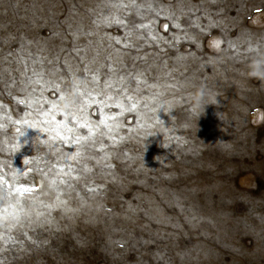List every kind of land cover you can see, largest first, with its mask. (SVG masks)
Returning <instances> with one entry per match:
<instances>
[{
  "label": "rangeland",
  "instance_id": "374dc122",
  "mask_svg": "<svg viewBox=\"0 0 264 264\" xmlns=\"http://www.w3.org/2000/svg\"><path fill=\"white\" fill-rule=\"evenodd\" d=\"M0 264H264V0H0Z\"/></svg>",
  "mask_w": 264,
  "mask_h": 264
},
{
  "label": "snow or ice",
  "instance_id": "6c2138e0",
  "mask_svg": "<svg viewBox=\"0 0 264 264\" xmlns=\"http://www.w3.org/2000/svg\"><path fill=\"white\" fill-rule=\"evenodd\" d=\"M217 46H218V44H217ZM74 76H75V74H73V80H74ZM101 123L105 124V126H107L105 122H101ZM80 126L88 128L89 135L85 136V137H78L76 139V143L81 144L82 142L89 141V140H93V142H95L93 138L96 137V135H97L96 131L93 128H91L88 124H81ZM101 135H102V133H101Z\"/></svg>",
  "mask_w": 264,
  "mask_h": 264
}]
</instances>
